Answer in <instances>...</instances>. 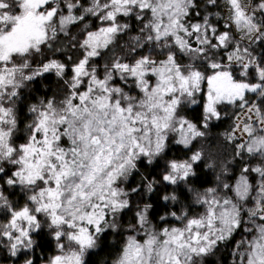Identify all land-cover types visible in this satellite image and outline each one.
I'll list each match as a JSON object with an SVG mask.
<instances>
[{"label":"snow or ice","instance_id":"1","mask_svg":"<svg viewBox=\"0 0 264 264\" xmlns=\"http://www.w3.org/2000/svg\"><path fill=\"white\" fill-rule=\"evenodd\" d=\"M0 264H264V0H0Z\"/></svg>","mask_w":264,"mask_h":264}]
</instances>
